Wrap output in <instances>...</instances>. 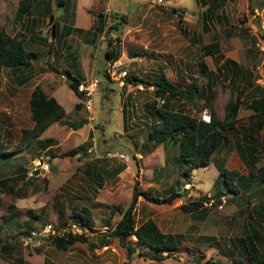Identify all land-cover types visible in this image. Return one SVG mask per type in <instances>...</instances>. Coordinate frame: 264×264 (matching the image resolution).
Returning a JSON list of instances; mask_svg holds the SVG:
<instances>
[{"label":"rangeland","instance_id":"1","mask_svg":"<svg viewBox=\"0 0 264 264\" xmlns=\"http://www.w3.org/2000/svg\"><path fill=\"white\" fill-rule=\"evenodd\" d=\"M18 4L19 0H0V26L7 32L12 33L19 26V22L10 23ZM251 4L252 11L249 10V0L223 1L215 13L220 14L222 9L227 23L222 18L215 21L212 17L209 18L208 28L203 29L206 6L198 0H163L159 4L152 0H101L94 12L101 11L107 15V26L114 21V17L124 15L126 19H119L121 24L117 30L100 33L93 44L85 45L74 36V42L80 43L73 44L74 55L81 59L84 55L89 57L90 53L93 54L92 77L100 82L93 95V120L88 121V113L83 106L75 108L78 102L76 95L68 87L66 77L57 73L55 78L58 83L52 92L53 97L63 106L67 120H84L85 124L74 130L68 124L54 122L38 141L34 139L27 143L22 136V129L32 126L29 91L38 83L44 85L45 92L50 96L52 90L47 87L49 76L40 70L50 71L47 62L51 61L50 53L57 43H38L40 54L32 60L38 74H34L24 85L16 82L15 74L9 67L1 69L0 178L13 177L18 173L17 166L27 169L31 161L40 155L49 156L51 169L36 178L16 180L10 183L9 189L0 188V222L3 216L13 212L10 219L2 223L0 230V264H234L239 256L231 239L242 235L246 222L259 218L264 222V216L257 215L264 207L263 183L253 185L236 196L225 192L227 203L223 209L210 210L204 220L196 218L195 214L184 213L180 205L196 200L206 192H215L214 182L220 180L218 163L223 162L230 169L241 168L243 173L264 169V154L259 155L255 165L248 170L243 167L235 150L236 143L242 140L244 129L257 119L252 118L251 111L242 104L237 116L238 127L228 131L226 145L213 154L209 165L182 175L185 167L179 158L177 144L172 142V150L168 152H163L161 145L160 149L142 152V141L153 123V108L149 105L155 98V86L153 90L140 91L136 85L141 84L147 89L162 73L180 86H186L193 78L204 84L206 78L199 71L198 62L202 59L208 70H223L222 62L228 57L251 69L255 84L264 86V41L259 36V30L264 27V0H252ZM34 7H39L38 2ZM52 8L55 15L62 10L55 2H52ZM47 21L41 22V26L45 29L44 35L49 37L51 31ZM109 36L112 40L117 39L115 44L119 57L114 62L105 56L106 50L111 48ZM214 41L220 42L222 55L202 56V46ZM41 50L44 53L41 54ZM124 70L126 76L135 74L149 83H127L125 77H119L120 71ZM230 84L221 79L215 86L212 106L219 118L223 117L225 104L235 94ZM244 96L247 97L246 93ZM161 103L162 100H157L156 105ZM201 103L198 102L199 105ZM173 108H182L201 120H208L209 117L208 108L197 110L181 100H173ZM250 136L254 146L260 149L264 124ZM87 139L91 145L85 155H66ZM108 151L123 153L129 159L125 162L107 158ZM87 164L96 169L94 176L87 174L90 173ZM121 164L126 167L119 174L111 175L113 168ZM97 174L101 176L100 180H97ZM95 180L103 183L101 188L96 186ZM186 182L193 185L191 190L182 187ZM134 188L156 197H166L173 189L179 193V197L171 203H156L140 195L135 204L137 223L152 218L163 232L184 235L177 250L164 255L161 261L139 255L138 250L145 247L134 236H128L126 241V244L135 246L131 255L117 238L108 237L106 242L99 241V236L121 217L118 211L110 215L111 207H128ZM95 189H98L97 193ZM83 207L91 210L95 230L88 232L87 242L76 241L67 250H61L47 238L26 241L31 233H26L27 227L30 231H38L52 225L50 230H55L60 228L59 221L68 217L72 209L80 212ZM60 208L65 212L61 216ZM107 219L109 227L105 224ZM261 232L260 250L264 251V229ZM243 261V264H249L246 259Z\"/></svg>","mask_w":264,"mask_h":264},{"label":"trees","instance_id":"2","mask_svg":"<svg viewBox=\"0 0 264 264\" xmlns=\"http://www.w3.org/2000/svg\"><path fill=\"white\" fill-rule=\"evenodd\" d=\"M198 1L202 6H206L202 18L203 29L208 28L209 20L212 17L214 20L217 19L218 21H221L222 18L223 22L227 23L222 9L220 14L215 13L217 8L221 7L225 0ZM37 2H39V0H19L15 14L16 22H21L24 16L30 15L32 8ZM54 2L59 6H63L64 4V0H55ZM251 3L252 0H249L250 11H252ZM91 13L95 17L91 27L87 30H76L82 35L83 41L86 44H93L97 40L99 34L104 31L110 33L112 30H117L118 25L121 24L120 20L124 21L126 19L124 15H121L120 18L114 17V21L107 26L106 14H103L101 11H92ZM53 33L56 39V26H54ZM38 35V33L34 32L30 35V38L34 39ZM259 36L264 41V27L262 30H259ZM116 41L117 39L112 40L111 36H109L108 44L111 48L107 49L105 52V56L112 62L116 61L119 57L117 44H115ZM51 49L52 48H50V50ZM207 55L213 57H220L222 55L219 41H214L202 46V56ZM36 57V53L26 48L25 37L21 32L10 33L0 26V71L3 67H9L15 74L14 78L16 82L19 85H23L37 72L32 65V60ZM47 64V68L50 71L55 74L61 73L64 78L66 77L68 87L78 98H81V93L77 89V85L81 81V78L74 76L68 69L59 70L50 63ZM222 65L224 66L223 70H218V68H216L214 71L208 70L202 59L198 62L199 71L206 78L204 84L198 83V81L193 78L186 86H180L170 81L163 73L153 81V84H150L155 86V98L149 105L153 108V111H151L153 123L147 132L145 140L142 141L141 149L143 153L151 152L160 145L164 148V151L167 152V145L173 142L177 144L179 158L184 162L185 168H183L184 170L182 169L181 174L188 175V172L195 168L209 165L213 154L226 145L228 142L227 133L234 129V125L237 122V115L242 104H244L247 109L252 110L258 119L264 120V86L255 84L252 70L242 67L239 63L228 57L224 58ZM40 71H46V69H41ZM105 76L108 77L107 74H105ZM125 78L126 82L131 84H138L139 82L149 83L135 74H129L125 76ZM221 79H226L229 84L231 83V91H235V94L227 101L224 115L222 118H219L212 106V101L216 94L215 86ZM245 93L247 97L244 96ZM257 93L259 95H256ZM157 100H162L160 106L156 105ZM173 100H181L186 105L197 110L208 108V120H201L185 112L182 108H173ZM199 101H202L201 105L198 104ZM28 105L32 126L22 129L23 140H27V143L34 139L38 141L40 135L54 122L68 124L74 130L85 124L84 120L73 122L67 120L65 118L66 113L63 106L53 96L47 95L43 87L38 83L30 92ZM81 107V101L75 104V108ZM122 110L124 117V107ZM243 138V142L240 141L236 143L235 150L240 160L243 162V167L249 170L255 165L257 157L264 154V138L262 139L260 149L254 146L255 144L250 135L244 134ZM90 145L91 142L87 139L84 143L68 151L66 155L77 153L85 155ZM166 158L165 163H167ZM217 166L220 180L214 182L213 186L215 192H209L215 196L217 200L216 204L220 203L219 198L221 196L226 197L225 192L236 196L242 191L249 190L253 185L262 183L264 185V169H260L258 172L249 170L247 173H243L241 168H226L223 162L218 163ZM87 167L88 170L90 169V173L87 174L89 176H94L93 172L96 169L93 165L87 164ZM125 167V164H121L113 168L111 175L119 174ZM16 170L18 173L13 177L0 178L1 189H9L10 183L27 178L26 168L17 166ZM31 178L36 177L34 176ZM96 178L100 180L101 176L97 174ZM97 180L94 182L98 188H101L103 183ZM97 190L98 189L94 190L95 193H97ZM207 193L208 192L198 196L196 200L182 203L180 209L184 213L195 214L194 216L196 218L204 220L210 210H213L210 208H199L202 202L207 199ZM140 195L156 203H171L175 198L179 197V193L174 189L171 190L166 197H156L145 192H140L134 188L128 207L123 208L119 205L111 207L113 209H110L112 211L110 215L118 211L121 217L105 234L99 236V241L106 242L108 237L117 238L122 245L126 246L128 254L131 255L135 250V246L126 244V241L128 236H134L137 242L145 247L144 250H138L139 255L161 261L164 259V255L172 254L177 250L183 241L184 235L182 233L163 232L152 218H146L137 223L138 221L135 218L134 209ZM64 213V210L60 208L59 216ZM258 214L261 215V217L264 216V207L262 208V213H257V215ZM12 215L13 212L2 217L0 230L3 227L2 223L7 222ZM70 220L73 221L71 222ZM109 222V219L105 220L107 227H109ZM70 224H76L81 229V233L71 232L68 229ZM59 227H67V229L60 231V228H55L56 233L47 237L56 248L67 250L76 241L87 242L88 232L95 231L93 228L94 222L92 212L87 207H83L80 212L72 209L68 217L59 221ZM27 228L26 233L29 234L31 231L29 227ZM261 229H264V222H261L260 218L256 221L246 222L242 235L231 239L233 249L237 251L239 256L238 259H235L234 264H243L244 259H246L249 264H264V251L260 250V243L263 238ZM209 239L213 238L210 237Z\"/></svg>","mask_w":264,"mask_h":264},{"label":"crops","instance_id":"3","mask_svg":"<svg viewBox=\"0 0 264 264\" xmlns=\"http://www.w3.org/2000/svg\"><path fill=\"white\" fill-rule=\"evenodd\" d=\"M100 1L101 0H64V4L63 6H61V12L55 15L52 8V2H54L53 0H39V7H33L30 16H24L21 22H19V26L16 29L12 30V33L21 32L25 37V46H29L27 47L28 50L33 51L34 53H36V55L40 54L38 52V43H57L56 48H54L55 50L50 53L52 59L51 61L48 60L49 62L47 63H50L52 66L58 68L59 70L68 69L72 72L74 76L81 78V80H87L93 76L94 56L92 53H90L89 57L84 55L83 58L80 59V57L74 55L75 50L73 49V44H80L74 42V36L77 38V40H80L81 42H83V44L86 45V43H84L82 39V35L76 30H87L91 27L95 18L91 12L95 10L96 6L98 5V3H100ZM15 14L14 17H12L10 23L16 21ZM47 16H49L48 21L46 20ZM45 21L50 24L51 32L49 37H47V35H44L45 29H43L41 26V22ZM215 21L218 20L216 19ZM54 26H56V39L53 33ZM34 32L38 34L40 33L41 35L39 34L36 38L31 39L30 35ZM34 44H36V46L33 47ZM42 53H44V51L41 50V54ZM43 72H45V74L49 76V82L47 84V87L52 90L50 92V96H53L52 92L56 89L57 86L55 85L56 83H58L55 78V73L47 70ZM88 76L89 78H87ZM41 86L43 87V89H45L44 85ZM33 88L29 91V95ZM77 101L79 102L80 98L77 97ZM250 111V116L252 118L257 119V121L251 122L247 125V128L244 129V134L247 135H250V133L255 132L264 124V120L262 121L260 118L258 119L256 114L252 110ZM237 127L238 124L236 122L233 130H235ZM243 135L241 142H243L244 140ZM171 148L172 145L171 147L170 145H167V152L171 151ZM157 149H160V146H158ZM163 152L165 151L163 150Z\"/></svg>","mask_w":264,"mask_h":264},{"label":"built area","instance_id":"4","mask_svg":"<svg viewBox=\"0 0 264 264\" xmlns=\"http://www.w3.org/2000/svg\"><path fill=\"white\" fill-rule=\"evenodd\" d=\"M154 3L159 4L161 3L163 0H152ZM126 71H120L119 73V77H125L126 76ZM99 80L94 78V77H90L87 80H81L78 85H77V89L78 91L81 93V98L80 101L82 102V106L83 109L88 113L87 119L88 121H92L93 120V116H92V110H93V95L95 93V91L97 90V88L99 87ZM123 84V82H120ZM137 89L142 91V90H153L154 86L153 85H149L147 86V89L141 85L138 84L136 85ZM92 150V147L89 149V151ZM107 158H115V159H119L121 161H128V156L123 154V153H119L117 151H108L106 153ZM50 159L49 156L46 155H40V156H36L32 161L31 164L28 165L27 167V178H31V177H38L39 175H43V174H47L50 169H51V165H50ZM183 188L184 189H192V184L190 182H186L185 184H183ZM207 199L204 200L201 204V206L199 208H210V209H216V210H221L223 209L224 204L226 203V197L225 196H221L220 199V203L216 204L217 200L215 198V196H213L211 193H207ZM216 204V206H215ZM52 225H47L44 226L43 229H40L38 231L36 230H32L30 235L27 237L26 241L30 240V239H37L38 241L43 240L45 238L48 237L49 233L55 234L56 231L55 230H50ZM68 229L73 232V233H81V229L76 225V224H70V227H68Z\"/></svg>","mask_w":264,"mask_h":264}]
</instances>
